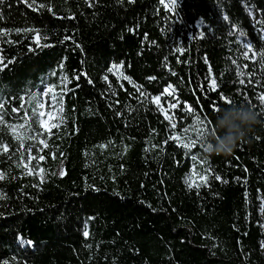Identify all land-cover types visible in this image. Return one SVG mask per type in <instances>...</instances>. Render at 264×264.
I'll use <instances>...</instances> for the list:
<instances>
[{"label":"trees","instance_id":"1","mask_svg":"<svg viewBox=\"0 0 264 264\" xmlns=\"http://www.w3.org/2000/svg\"><path fill=\"white\" fill-rule=\"evenodd\" d=\"M260 27L264 0H0V264H264Z\"/></svg>","mask_w":264,"mask_h":264},{"label":"rangeland","instance_id":"2","mask_svg":"<svg viewBox=\"0 0 264 264\" xmlns=\"http://www.w3.org/2000/svg\"><path fill=\"white\" fill-rule=\"evenodd\" d=\"M162 4L165 8H169L168 4L165 1H162ZM247 13L254 25L259 23V16L255 10H253L252 8H248ZM259 30L262 34V37L264 38V28L260 27ZM48 94L49 93L47 92L43 93L41 99L36 103L35 107L32 108V112L37 113L38 126L41 128V130H44L45 132H48L55 126V120L58 115L57 109H55L54 104L52 103V99L48 97ZM152 100L156 105L158 111L163 116L164 120L168 124H170L172 128L177 127L178 111H190V108H188L186 105L180 106V102L168 90H165L161 96L153 97ZM261 102L264 108L263 98H261ZM32 126L33 123L32 119L30 118L29 121L21 125H16L12 127L10 131L18 138H24L26 137L28 131L32 128ZM177 140L181 141V137L178 136ZM29 172L31 174L38 173V171L35 169H31L29 170ZM191 175L192 177H195V172H193V174Z\"/></svg>","mask_w":264,"mask_h":264}]
</instances>
